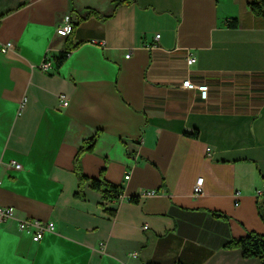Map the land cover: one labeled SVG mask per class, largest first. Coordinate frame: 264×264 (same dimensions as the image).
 I'll return each instance as SVG.
<instances>
[{
  "label": "crops",
  "instance_id": "0c3cea01",
  "mask_svg": "<svg viewBox=\"0 0 264 264\" xmlns=\"http://www.w3.org/2000/svg\"><path fill=\"white\" fill-rule=\"evenodd\" d=\"M251 1L0 0V206L16 211L0 264L263 263L228 246L264 234V16ZM66 16L77 25L60 36ZM97 133L79 165L117 198L78 187L76 155ZM25 218L54 229L34 241Z\"/></svg>",
  "mask_w": 264,
  "mask_h": 264
},
{
  "label": "trees",
  "instance_id": "16d2710c",
  "mask_svg": "<svg viewBox=\"0 0 264 264\" xmlns=\"http://www.w3.org/2000/svg\"><path fill=\"white\" fill-rule=\"evenodd\" d=\"M250 8L256 15L264 16V0H252L250 2ZM90 13H92V10L81 16L80 19L85 18ZM76 25L77 23H74L73 28ZM229 25L235 27L237 25L236 19L229 21ZM97 136L98 133L90 138L88 140L89 143L86 142L87 144L83 145L76 155L74 171L77 175L78 187L82 188L85 182L90 181V186L97 191H101L105 199L117 198L122 194L121 187L112 184L102 177L99 179L87 177L85 174H83L79 165L80 154L84 151H91L93 149ZM131 200H136V198H131ZM258 208L259 213L264 221V190L261 193V199L259 200ZM228 246L239 247L243 256L245 257L264 258V234L250 232L246 237L232 240L230 243H228ZM262 264H264V261Z\"/></svg>",
  "mask_w": 264,
  "mask_h": 264
},
{
  "label": "built area",
  "instance_id": "2783aa9c",
  "mask_svg": "<svg viewBox=\"0 0 264 264\" xmlns=\"http://www.w3.org/2000/svg\"><path fill=\"white\" fill-rule=\"evenodd\" d=\"M73 30H74V28H73V24L70 20V17L66 16L65 23L57 28V34L60 36H66V35H69L70 33H72ZM159 36L160 35L157 34L156 38L158 39ZM12 47H13V43L11 41H9L2 46L1 51L6 52L9 49H11ZM126 56L128 57L129 54H126ZM195 61H196V57L193 54L188 53L187 54V63L189 65H193L195 63ZM50 65H51V61L45 60L41 64V67H42V69L47 70L50 67ZM181 86L183 88H186L189 90H197L202 99H205L207 97L208 85L204 82L195 83L190 79H186V80H183V82L181 83ZM60 101H61V104L63 106H66L68 104V99L64 95L60 96ZM12 163H14L15 168L19 169L21 167L20 164L17 162H12ZM125 177L128 178L129 175H127ZM0 182H1V180H0ZM202 186H203V177H199V178H197V180L193 186V190H192L193 195L201 194L202 193ZM154 192H155L154 190H143L141 192V196H148V195L153 194ZM236 194H238V192ZM15 215H16V211H15V208L13 206H0V223H3L9 219L15 218ZM18 225H19L20 229L31 232L32 233V239L34 241H38L45 231H51L54 229V223L52 221H40L37 219H30V218L19 219ZM143 228H147V225H144ZM132 256H136V254L133 253Z\"/></svg>",
  "mask_w": 264,
  "mask_h": 264
}]
</instances>
